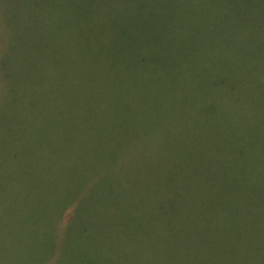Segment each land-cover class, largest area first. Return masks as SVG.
<instances>
[{
  "label": "rangeland",
  "instance_id": "1",
  "mask_svg": "<svg viewBox=\"0 0 264 264\" xmlns=\"http://www.w3.org/2000/svg\"><path fill=\"white\" fill-rule=\"evenodd\" d=\"M0 264H264V0H0Z\"/></svg>",
  "mask_w": 264,
  "mask_h": 264
}]
</instances>
